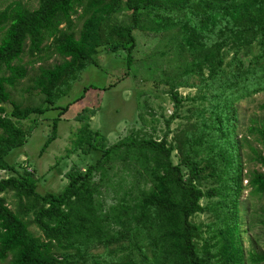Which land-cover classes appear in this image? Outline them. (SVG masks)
<instances>
[{
    "label": "trees",
    "instance_id": "1",
    "mask_svg": "<svg viewBox=\"0 0 264 264\" xmlns=\"http://www.w3.org/2000/svg\"><path fill=\"white\" fill-rule=\"evenodd\" d=\"M119 12L128 24L113 22ZM135 30L171 34L169 49L158 57L186 56L163 71L162 81L174 106L166 124L185 117L186 125L172 140L167 133L154 138L140 128L108 146L84 120L73 150L82 149L90 157L87 163L73 165L58 193L39 194L32 173L18 172L6 161L25 141L13 120L52 107L86 66H97L99 48L124 51L129 69ZM25 49L30 57L47 50L61 62L39 67L28 78L26 91L42 95L43 107L13 103L5 115L1 105L10 101L9 90L28 76L17 64ZM180 87L197 91L182 97ZM259 92H264V0H38L32 10L10 2L0 10V171L10 174L0 178V195L11 192L17 208H8L0 196V261L264 264V253L243 248L241 234L253 223L241 222L240 200L244 179L250 195L264 194V132L248 129L261 147H250L260 170L245 177L241 149L246 140L238 138L237 118V103ZM259 107L264 110V101ZM54 137L55 124L43 150ZM101 187L114 196L107 207L99 197ZM203 200L208 202L203 205ZM202 213L212 216L205 229L192 220ZM28 216L39 236L29 230ZM98 248L102 254L94 252Z\"/></svg>",
    "mask_w": 264,
    "mask_h": 264
},
{
    "label": "rangeland",
    "instance_id": "2",
    "mask_svg": "<svg viewBox=\"0 0 264 264\" xmlns=\"http://www.w3.org/2000/svg\"><path fill=\"white\" fill-rule=\"evenodd\" d=\"M17 0H0V10L10 2ZM28 9H35L38 0H18ZM76 15L73 16L75 20ZM113 22L126 25L129 18L124 12H119L113 18ZM80 26L78 24L77 29ZM135 49L132 52L133 63L129 69L125 65V52L119 50L116 53L108 52L107 48H99L95 57L97 66L92 64L85 67L77 79L72 82L70 90L55 100L54 105L43 114H32L24 120L14 119L16 126L25 132V141L12 150L6 157V161L17 167L18 172L25 168L31 172L35 181L36 192L39 194L58 193L67 183L66 173L76 165L84 167L88 158L82 155L83 150H73V141L77 138L81 123L87 122L92 131H98L105 136L106 145H112L129 135L132 131L142 129L150 133L154 138H162L167 133V139L172 140L181 133V128L186 125V118L172 120L167 125L166 121L174 113V106L168 97L167 88L162 84L163 71L168 66L186 59L185 55L175 56L171 52L158 57V54L167 51V43L171 37L167 34H153L148 31L135 30ZM61 62V58L49 51L30 57L25 49L20 61L17 63L25 67L27 78L20 81L15 90H9L10 101L2 104L5 115L12 109L13 103L21 107H43L44 97L37 91H26L31 86L28 78L37 74L39 67L49 68ZM181 63V62H180ZM126 73L128 75H126ZM182 97L194 96L197 89L178 88ZM264 101V92H259L246 97L237 103L238 138L245 137L241 149L243 174L246 177L253 171L260 170L252 159L250 147L260 150L256 137L249 134L248 129L256 126L264 132V110L260 109ZM66 105L68 108L62 110ZM190 110L193 106L189 107ZM91 111L94 114H91ZM84 112V113H83ZM84 116L79 121L77 116ZM190 113V112H189ZM181 114V112H179ZM56 119V120H55ZM55 120V122H54ZM55 124V137L43 150V145L53 131ZM83 148L86 149V146ZM177 152L172 156L177 162ZM116 170V168L114 169ZM10 174L0 171V178H6ZM244 177V178H245ZM117 180L116 177L113 178ZM246 179L243 180L241 200V222L250 221L252 225L241 234L244 250L264 253V194H249ZM100 200L104 206L111 204L112 194L106 188L98 189ZM5 202L13 211H16V200L11 192L1 194ZM208 201H202L205 205ZM258 208V217H253V208ZM31 216L25 218L29 230L36 236L40 235L38 229L30 222ZM193 222L205 225L212 220L208 213H202L192 218ZM246 228V226H245ZM203 238L208 233H202ZM102 254L103 249L94 250ZM105 258L104 256H102ZM113 257H107L110 260ZM0 264H10V257Z\"/></svg>",
    "mask_w": 264,
    "mask_h": 264
}]
</instances>
